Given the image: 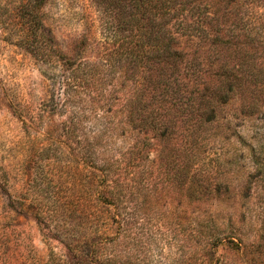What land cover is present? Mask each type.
Returning <instances> with one entry per match:
<instances>
[{"label":"trees","instance_id":"trees-1","mask_svg":"<svg viewBox=\"0 0 264 264\" xmlns=\"http://www.w3.org/2000/svg\"><path fill=\"white\" fill-rule=\"evenodd\" d=\"M48 1L23 0L17 39L47 65L43 74L60 78L72 107L66 145L87 172L85 193L75 188L71 201L61 166L49 180L46 163L33 172V189L43 175L46 189L56 186L49 206L31 205L67 250L49 264H151L148 226L170 232L179 255L168 264H264V221L257 235L246 213L218 222L211 202L229 198L230 186L196 166L203 146L225 137L214 126L221 107L264 81V61L241 48L264 49L248 29L255 0H90L104 28L98 59L57 55Z\"/></svg>","mask_w":264,"mask_h":264},{"label":"rangeland","instance_id":"rangeland-1","mask_svg":"<svg viewBox=\"0 0 264 264\" xmlns=\"http://www.w3.org/2000/svg\"><path fill=\"white\" fill-rule=\"evenodd\" d=\"M22 2L0 0V264H49L53 252L66 258L67 250L51 239L54 231L44 228L31 208L33 204L49 206L57 197L54 184L46 189L49 181L45 175L40 176L42 188L33 189L37 163H46L43 168L48 180L59 174L61 166L67 201L72 200L75 188L85 193L87 172L82 164L76 167L79 160L66 145L72 107L60 78L43 74L47 65L42 68L39 57L17 39ZM247 11L249 32L262 35L264 47V0L250 3ZM44 19L62 59L76 53L81 59L102 56L104 28L90 0H49ZM255 45L248 40L241 48L259 65L264 61V49L255 53ZM251 88L233 94L221 107L214 126L225 137L203 146L206 153L196 166L212 177L224 174L230 186V197L213 200L210 214L226 223L229 218L239 222L246 213L257 235L264 221V81L257 92ZM243 99H247L246 109ZM255 100L258 106L249 108ZM124 144L119 140V145ZM148 227L153 234L148 247L151 264H168L169 256L178 257L177 249L170 248V232ZM219 254H226L228 260L234 256Z\"/></svg>","mask_w":264,"mask_h":264}]
</instances>
